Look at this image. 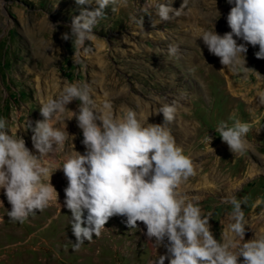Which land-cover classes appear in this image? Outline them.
Wrapping results in <instances>:
<instances>
[{
	"label": "rangeland",
	"instance_id": "obj_1",
	"mask_svg": "<svg viewBox=\"0 0 264 264\" xmlns=\"http://www.w3.org/2000/svg\"><path fill=\"white\" fill-rule=\"evenodd\" d=\"M160 2L178 10L183 0ZM146 3L127 0L126 7L116 6L117 11L109 3L105 18L93 30V41L78 50L79 62L74 63L72 42L62 39V34L70 32L82 8L98 7L95 0L91 5H78L76 0H0V118L8 121L9 134L22 137L26 147L39 155L28 122L34 127L43 119L40 101L54 98L65 83H87L97 107L107 102L119 118L131 109L152 124L164 123L163 114L157 112L162 104L175 101L177 118L168 128L197 169L181 186V194L198 202L202 216L211 214L209 223L217 240L232 222L228 218L232 205L224 202L226 196L248 197L247 205H242L245 240L264 235V105L259 103L264 59L255 56L259 47L248 45L246 66L251 69L244 78L210 54L202 38L194 39L203 30L230 32L227 15L233 5L226 0H189L181 12L193 9L195 13L190 19L174 16L171 23L160 22L154 8L151 14L140 11ZM136 13L144 16L143 28L127 24L129 15ZM170 44L178 46L175 57L168 56ZM67 108L64 123H52L66 129L68 140L55 155L42 160L50 169L58 199L23 224L13 223L6 215L11 205L0 189V264H156L167 249L155 248V238L148 241L142 222L139 228L129 229L126 217L118 215L109 219L100 237L94 235L73 251L71 212L64 205L68 181L60 167L86 148L76 117L68 119L72 111L78 113L79 101ZM237 119L250 127L246 136L250 148L235 157L214 127Z\"/></svg>",
	"mask_w": 264,
	"mask_h": 264
},
{
	"label": "clouds",
	"instance_id": "obj_2",
	"mask_svg": "<svg viewBox=\"0 0 264 264\" xmlns=\"http://www.w3.org/2000/svg\"><path fill=\"white\" fill-rule=\"evenodd\" d=\"M226 2L233 5L227 15L231 31L220 35L215 30H203L194 39L202 38L209 53L220 58L227 70L247 78L251 69L246 66L248 45L258 46L255 56L264 59V0ZM76 3L91 5L93 0ZM95 3V9L82 8L70 32L62 34V39L72 42L74 63L79 62L78 50L86 41H93V30L105 18V7L112 3L117 11V5L127 6V0ZM188 4L189 0H183L177 10L170 3L147 0L140 11L151 14L154 8L160 22L170 21ZM127 24L143 28L144 16L130 14ZM178 51V46L170 44L168 56L175 57ZM74 100L79 101V111H72L68 119L76 117L86 152H76L60 167L68 181L64 205L71 212L70 224L76 238L73 251H79L86 240L91 242L94 235L100 237L109 219L118 215L126 217L129 229L139 228L138 222H142L148 241L152 243L155 238V248L163 245L167 249L156 264H165L166 260L169 264H264V235L245 240L247 222L242 205H247L248 197L238 200L234 195L226 196L224 202L232 205L228 214L232 222L217 240L209 223L211 214L202 216L198 202L186 200L181 194V186L197 174V169L168 128L176 121L177 102L162 104L157 112L163 114L162 124L146 123L142 114L131 109L119 118L112 114L109 103L97 107L87 83H65L54 98L40 101L43 119L37 120L34 127L29 121L27 127L33 132L32 143L39 155L26 147L22 137L9 134L8 121L0 118V189L5 190L11 205L6 214L10 221L23 224L58 199L49 180L50 169L42 160L55 155L68 140L66 129L54 126L52 121L63 124L67 105ZM259 103L264 105V93L259 95ZM214 129L235 157L249 150L247 123L237 119L229 125L221 121ZM211 140L208 135V142Z\"/></svg>",
	"mask_w": 264,
	"mask_h": 264
},
{
	"label": "bare ground",
	"instance_id": "obj_3",
	"mask_svg": "<svg viewBox=\"0 0 264 264\" xmlns=\"http://www.w3.org/2000/svg\"><path fill=\"white\" fill-rule=\"evenodd\" d=\"M189 9H190V7H189ZM190 10H191V11L188 10V12H186V13H182V12L180 11V14H183V15H185L187 18L190 19V18H191V15H192L191 13H193V12L195 13V11H194L193 9H190ZM178 17H179V16H178ZM176 18H177V16L175 17V19H176ZM170 22H171V23H175L174 19H171ZM158 25H159V24H157V26H158ZM260 69H261V68H260ZM262 93H264V92L261 91V94H262ZM256 96H257V95H256ZM229 221H230V220H229Z\"/></svg>",
	"mask_w": 264,
	"mask_h": 264
}]
</instances>
